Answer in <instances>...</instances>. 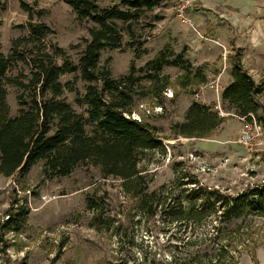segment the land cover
<instances>
[{"label":"rangeland","instance_id":"rangeland-1","mask_svg":"<svg viewBox=\"0 0 264 264\" xmlns=\"http://www.w3.org/2000/svg\"><path fill=\"white\" fill-rule=\"evenodd\" d=\"M180 2L159 0L152 10L141 12L132 21L118 19L122 43L102 50L101 61L113 77L128 74L132 64L135 74H143L149 70L146 63L167 49L172 54L182 52L194 70L200 67L205 74V82L184 86L178 81L184 70L165 65L162 73L170 76L172 84L163 92L162 103H157L150 93H140L136 100L135 111L160 129L165 149L152 152L141 164L150 178L148 190H157L162 196L172 190L173 197L188 202L186 196L191 195L190 186L194 184L183 180L191 175L207 187L231 193L264 182V121L254 119L261 127V135L252 148L234 142L250 122L229 111L221 97L236 60L264 88V0H192L186 14L193 25L178 16ZM101 4L127 7L121 0H103ZM29 21L51 27L53 32L45 41L61 46L74 61L95 25L77 19L65 0H0L4 54L11 56L13 40L28 33ZM21 72H28L26 64L14 61L11 73ZM61 81L67 84L66 100L76 111L84 112L86 106L80 105L77 98L84 94L87 82L78 72L62 76ZM142 84L145 90L149 80L142 79ZM207 84L215 87H206ZM7 88L11 113L16 114L20 107L17 87ZM259 99L264 102V92ZM192 101L208 104L226 116L208 136L184 137L171 130L173 122L184 119ZM178 162L183 171L178 182L172 183ZM163 184L166 187L162 188ZM88 194L104 198L98 221H93L96 212L87 206ZM21 206L27 211L21 227L3 230L10 210L15 212ZM164 210L163 206L155 215L142 212L136 198L124 192L121 179L103 177L92 164L80 163L69 175L49 178L44 175L42 162L25 173H0V264H175L178 257L182 264H225L205 255L213 221L207 208L202 209L207 214L203 219L187 226L174 218L172 212L177 210ZM181 224L186 230L181 229ZM241 232L236 264H264V216L246 217Z\"/></svg>","mask_w":264,"mask_h":264},{"label":"trees","instance_id":"trees-1","mask_svg":"<svg viewBox=\"0 0 264 264\" xmlns=\"http://www.w3.org/2000/svg\"><path fill=\"white\" fill-rule=\"evenodd\" d=\"M65 1L77 19L95 24L77 61L61 46L45 41L53 30L43 22H28V33L13 40L11 56L3 53L0 42V173L4 176L18 171L25 173L32 165L42 162L44 175L49 178L69 175L77 165L87 163L98 167L103 177L121 179L124 192L135 197L137 207L149 215H155L163 206L164 211L175 209L174 218L187 226L203 219L207 214L202 209L207 208L213 221L205 255L225 264H236L243 220L264 216V182L231 193L219 187H207L191 175L183 180L194 184L190 186L191 195L186 196L188 202L173 197L172 190L163 196L157 190L149 191L150 178L141 164L152 152H165L163 138L156 125L130 116L140 93H150L157 103H162L163 92L172 84L170 76L162 73L165 65L184 70L178 78L184 86L205 82V74L200 67L194 70L182 52L169 54L167 49L146 63L149 70L143 74H135L132 64L128 74L113 77L110 68L101 61L102 50L122 43V28L117 20L132 21L141 12L152 10L159 0H121L127 6L124 9L117 4L102 6L103 0ZM17 45L19 50H15ZM19 60L26 64L28 72L12 74L13 63ZM76 72L87 82L84 94L77 98L80 105L86 106L84 112L76 111L66 100L67 84L61 81L62 76ZM229 74L230 81L221 92L227 109L248 121L253 120L252 115L264 121V102L259 99L263 86L240 60L233 63ZM142 79L149 80L145 90ZM8 85L17 87L20 107L16 114L11 113L8 103ZM225 118L210 105L192 101L184 119L170 127L177 135L199 138L210 135ZM181 164L176 163L179 167L172 183L181 178ZM103 199L96 194L87 195L88 208L96 212L93 221L99 219ZM26 215L24 206L15 212L10 210L3 230H18ZM185 226L180 227L186 230ZM178 261L179 257L175 264H182Z\"/></svg>","mask_w":264,"mask_h":264},{"label":"built area","instance_id":"built-area-1","mask_svg":"<svg viewBox=\"0 0 264 264\" xmlns=\"http://www.w3.org/2000/svg\"><path fill=\"white\" fill-rule=\"evenodd\" d=\"M178 4L177 8V14L178 16L182 17L184 21L191 22L193 25L192 18L187 17V8L192 4V0H181ZM210 85L211 87H215L214 84H207L206 87ZM217 89V87H216ZM196 98L200 99V94L196 93ZM217 107L220 109V112L222 113V109L220 104L217 105ZM161 107H159L160 109ZM133 117L137 120H141L139 114L134 111L132 113ZM253 120L249 121L250 123L246 124L238 133V136L235 138L234 142L241 144L245 147L252 148L255 144L259 143L260 135H261V127L257 122L254 120V116L252 115ZM245 118V117H241ZM190 156H193V153L190 154Z\"/></svg>","mask_w":264,"mask_h":264},{"label":"crops","instance_id":"crops-1","mask_svg":"<svg viewBox=\"0 0 264 264\" xmlns=\"http://www.w3.org/2000/svg\"><path fill=\"white\" fill-rule=\"evenodd\" d=\"M232 114V113H231Z\"/></svg>","mask_w":264,"mask_h":264}]
</instances>
